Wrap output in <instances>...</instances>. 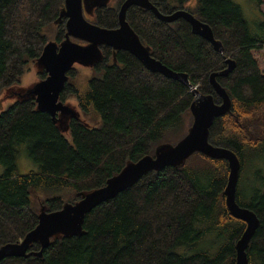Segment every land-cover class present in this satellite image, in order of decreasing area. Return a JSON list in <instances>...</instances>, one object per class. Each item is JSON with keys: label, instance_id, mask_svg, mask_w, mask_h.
<instances>
[{"label": "trees", "instance_id": "1", "mask_svg": "<svg viewBox=\"0 0 264 264\" xmlns=\"http://www.w3.org/2000/svg\"><path fill=\"white\" fill-rule=\"evenodd\" d=\"M150 1L163 14L190 2ZM249 2L255 23L233 0H195L193 12L184 7L210 26L222 54L181 19L164 23L138 8L127 13L151 56L170 71L185 74L201 94L214 96L210 74L233 61L231 72L215 77L231 108L214 120L209 142L233 151L240 170L264 154V72L253 53L264 48L263 0ZM63 6L64 0H0V96L19 84L41 56L52 27L55 41H61L63 21L54 22ZM91 21L115 28L116 8H97ZM115 59L103 58L86 92L77 96L80 110L97 117L98 126L72 121L62 133L49 115L35 111L33 99L0 112V247L20 242L36 227L40 206L54 212L64 203H75L128 162L152 156L160 144L174 145L186 134L191 89L150 73L127 52L118 51ZM39 77L44 79L45 73ZM22 145L37 171L17 174ZM226 174L225 161L195 153L181 168L150 172L98 205L84 217V235L51 239L41 258L9 257L0 264H234L235 244L245 225L226 211ZM260 183L248 198L236 189L237 204L259 219L246 250L247 264H264V179ZM39 250L34 243L28 251Z\"/></svg>", "mask_w": 264, "mask_h": 264}, {"label": "water", "instance_id": "2", "mask_svg": "<svg viewBox=\"0 0 264 264\" xmlns=\"http://www.w3.org/2000/svg\"><path fill=\"white\" fill-rule=\"evenodd\" d=\"M111 1L64 0V6L54 22V25H57L64 21V39L59 44L56 41H48L41 56L32 65L38 75L44 72L45 78L27 88L17 87L14 89L17 92L11 90L15 86L4 92L15 97V102L33 99L35 111L49 115L60 132L66 134L69 131L71 119L85 123L80 118V112L69 104L59 101V95L69 80L68 72L74 69L75 65L92 69L103 59L100 47H109L113 52L129 53L150 73H158L178 80L191 89L193 100L189 112L192 124L176 144H160L155 148L152 156L146 155L137 162H128L117 175L109 178L104 186L81 193L79 201L64 203L60 210L54 212H47L45 206H40L36 227L20 242L0 247V261L9 257L41 258L43 250L49 246L51 239L84 235L82 228L84 217L98 205L113 199L146 174L158 172L166 167L181 168L193 154L199 153L206 158L222 160L227 164L228 176L223 190L225 208L231 218L245 225L243 233L235 244L234 264H247L246 250L259 226V219L253 211L239 206L236 202V189L241 168L238 157L233 151L214 146L209 142V130L214 120L229 113L231 108L228 94L215 77L226 76L231 72L234 66L233 61L226 60L225 70L211 73L209 76L213 94L219 100L216 103L212 94H201L193 88L185 74L170 71L152 57L150 48L140 41L127 22L126 13L129 8L138 7L150 11L157 20L164 23H173L181 19L189 25L192 34L208 41L215 51L222 54L223 47L214 38L213 31L207 23L200 21L186 9H177L169 14H163L150 0H124L117 12L118 27L116 29H107L93 24L91 20L95 9L108 7ZM56 112H59L58 116ZM34 243L40 246V250L28 251Z\"/></svg>", "mask_w": 264, "mask_h": 264}, {"label": "rangeland", "instance_id": "3", "mask_svg": "<svg viewBox=\"0 0 264 264\" xmlns=\"http://www.w3.org/2000/svg\"><path fill=\"white\" fill-rule=\"evenodd\" d=\"M236 4H238L242 11L244 12L247 19L255 23L257 22L256 18V11L252 7L249 0H233ZM122 0H112L109 8L115 9L118 12L119 4ZM195 6V0H190L189 3L184 5L186 9H189L193 12ZM263 19H264V0L262 5L259 8ZM260 20V19H259ZM64 24V22H63ZM56 29L52 27L48 38L50 41H55ZM254 56L258 62V66L261 69V72H264V48L253 51ZM34 66H30L29 70L21 77L20 83L15 85V88H11L13 92H17V87L27 88L29 85H33L40 80L39 75L36 72ZM94 76V69L82 67L79 65H75L74 69H72V73L69 75L68 85H70L66 92L65 96V103L69 104V106L75 108L78 112H80V118L88 125L89 127H95L99 125V119L92 114H85L79 108L78 97L84 94L87 90L88 81ZM67 85V84H66ZM15 102V97H11L10 93L4 92L0 96V112L5 110L9 105ZM192 124V117L188 116L186 121V126L189 127ZM188 127V128H189ZM187 128V129H188ZM187 132V130H186ZM212 160V159H210ZM215 161V160H214ZM261 161H264V154L258 159L251 162L249 165L245 166L242 170H240L239 177H238V189L243 193L245 197H250L252 192L256 189L261 187V181L264 179V164H260ZM241 169V168H240ZM37 165L29 158L27 153V148L25 145H22L19 149V154L16 158V172L17 174H25L30 171H37ZM4 168L0 166V174H2ZM228 176V168L227 174ZM260 185V186H259ZM259 186V187H258Z\"/></svg>", "mask_w": 264, "mask_h": 264}, {"label": "flooded vegetation", "instance_id": "4", "mask_svg": "<svg viewBox=\"0 0 264 264\" xmlns=\"http://www.w3.org/2000/svg\"><path fill=\"white\" fill-rule=\"evenodd\" d=\"M124 0H122V2H123ZM121 2V3H122ZM121 3L119 4V7H120V5H121ZM107 8H109V6L108 7H105V8H103V9H107ZM131 8H138V7H131ZM102 9V8H101ZM119 9V8H118ZM130 9V8H129ZM128 9V10H129ZM138 9H140V8H138ZM180 9H184V6H181L180 7ZM97 9H95V11H96ZM128 10H127V13H128ZM141 10H143V9H141ZM118 11V10H117ZM144 11H147V10H144ZM150 12V11H149ZM127 13H126V20H127ZM153 15V14H152ZM64 22V21H63ZM127 22H128V20H127ZM129 23V22H128ZM94 24V23H93ZM97 25V24H96ZM99 26V25H98ZM118 27V21H117V26L115 27V28H107V29H116ZM64 33H65V30H64ZM64 33H63V36H62V39H61V41L64 39ZM61 41H59V42H57L56 41V43L57 44H59ZM75 42V41H74ZM77 43H79V44H84V43H81L80 41H76ZM100 50H101V52H102V55H103V58H105V57H107V61H108V58L109 57H111V59H112V62L113 63H115L116 62V59H115V55H116V53L118 52H113V50L111 49V48H109V47H100ZM125 52V51H124ZM102 61H103V59H102ZM101 61V62H102ZM100 63V62H99ZM98 63V64H99ZM96 66V65H95ZM95 66L92 68V69H94L95 68ZM72 71V70H71ZM71 71H69L68 72V76H69V73H71ZM67 84V85H66ZM65 84V87H64V90L67 88V87H69L70 85H68V83H66ZM63 90V91H64ZM62 91V92H63ZM62 92L60 93V95H59V101L61 102V103H63V104H65V99L63 98V97H61V94H62ZM59 115V112H56V116H58ZM72 121H76L75 119H71L70 121H69V124L72 122ZM78 121V120H77Z\"/></svg>", "mask_w": 264, "mask_h": 264}]
</instances>
